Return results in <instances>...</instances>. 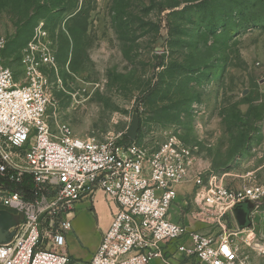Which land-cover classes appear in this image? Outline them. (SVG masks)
Segmentation results:
<instances>
[{"label": "rangeland", "instance_id": "obj_1", "mask_svg": "<svg viewBox=\"0 0 264 264\" xmlns=\"http://www.w3.org/2000/svg\"><path fill=\"white\" fill-rule=\"evenodd\" d=\"M0 39L18 86L30 43L53 55L42 69L52 126L126 142L136 118L140 138L181 143L191 176L264 187V0H0ZM177 189L173 220L223 233L192 220L191 183ZM251 218L244 231L226 219V232L245 264H264V208Z\"/></svg>", "mask_w": 264, "mask_h": 264}, {"label": "built area", "instance_id": "obj_2", "mask_svg": "<svg viewBox=\"0 0 264 264\" xmlns=\"http://www.w3.org/2000/svg\"><path fill=\"white\" fill-rule=\"evenodd\" d=\"M4 48L0 39V210L18 223L12 240L0 245V264H72L66 235L76 205L93 202L97 193L114 211L87 264H245L226 219L240 231L233 209L264 208V187L232 189L210 173L191 176L190 153L170 137L98 141L74 136L66 124L52 126L42 69L53 66V55L30 43L21 60L28 83L18 86ZM24 176L35 187L31 198L12 189ZM188 183L192 220L223 233L199 234L173 220L177 187Z\"/></svg>", "mask_w": 264, "mask_h": 264}, {"label": "crops", "instance_id": "obj_3", "mask_svg": "<svg viewBox=\"0 0 264 264\" xmlns=\"http://www.w3.org/2000/svg\"><path fill=\"white\" fill-rule=\"evenodd\" d=\"M112 211L113 205L105 200L102 193H97L93 202H81L76 205L72 227L66 235V252L72 263L89 262L100 244L102 233L110 225ZM86 227L89 229L85 232L82 229Z\"/></svg>", "mask_w": 264, "mask_h": 264}, {"label": "water", "instance_id": "obj_4", "mask_svg": "<svg viewBox=\"0 0 264 264\" xmlns=\"http://www.w3.org/2000/svg\"><path fill=\"white\" fill-rule=\"evenodd\" d=\"M139 130V122L136 118H133L129 131L126 133V137L135 141ZM246 206L251 207L250 203H245ZM233 215L240 228L244 229L250 225L247 219V214L242 205H239L233 209ZM18 223V217L5 211L0 210V245L6 244L12 240L15 232L10 231Z\"/></svg>", "mask_w": 264, "mask_h": 264}, {"label": "trees", "instance_id": "obj_5", "mask_svg": "<svg viewBox=\"0 0 264 264\" xmlns=\"http://www.w3.org/2000/svg\"><path fill=\"white\" fill-rule=\"evenodd\" d=\"M124 140L127 143H129L128 142L129 139L126 136H124ZM126 142H123V143H126ZM12 189L14 191L21 192L25 198H31L32 192L35 191V187H34V185L32 183V179L29 176H24L23 179H22V181H21V183H19L17 185H13L12 186Z\"/></svg>", "mask_w": 264, "mask_h": 264}, {"label": "flooded vegetation", "instance_id": "obj_6", "mask_svg": "<svg viewBox=\"0 0 264 264\" xmlns=\"http://www.w3.org/2000/svg\"><path fill=\"white\" fill-rule=\"evenodd\" d=\"M242 209L246 211L248 222L250 223L249 215L252 212V207H248L245 204H242Z\"/></svg>", "mask_w": 264, "mask_h": 264}]
</instances>
